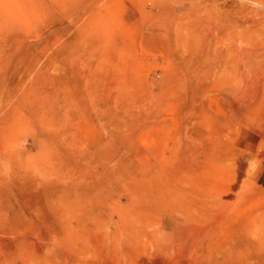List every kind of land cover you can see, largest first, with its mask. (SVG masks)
<instances>
[{"label":"rangeland","instance_id":"1","mask_svg":"<svg viewBox=\"0 0 264 264\" xmlns=\"http://www.w3.org/2000/svg\"><path fill=\"white\" fill-rule=\"evenodd\" d=\"M263 131L264 0H0V264H264Z\"/></svg>","mask_w":264,"mask_h":264},{"label":"bare ground","instance_id":"2","mask_svg":"<svg viewBox=\"0 0 264 264\" xmlns=\"http://www.w3.org/2000/svg\"><path fill=\"white\" fill-rule=\"evenodd\" d=\"M157 237L161 239V243L167 245L168 251H170V264H185L183 262L185 259L184 257L186 256L184 255L185 251L189 250V252H192V255H195V250L200 246L197 243L192 244L191 233L189 230L184 229L181 226L173 227L170 232H165L162 230L157 233ZM195 242L197 241L195 240Z\"/></svg>","mask_w":264,"mask_h":264}]
</instances>
